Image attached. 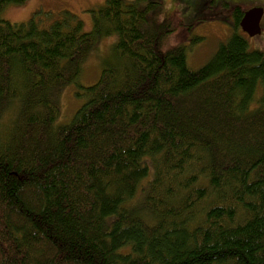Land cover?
Listing matches in <instances>:
<instances>
[{
	"label": "trees",
	"instance_id": "16d2710c",
	"mask_svg": "<svg viewBox=\"0 0 264 264\" xmlns=\"http://www.w3.org/2000/svg\"><path fill=\"white\" fill-rule=\"evenodd\" d=\"M248 8L195 69L184 43L165 47L186 25L160 0H105L89 31L69 11L0 18V264H264V48L238 31ZM69 84L82 102L57 122Z\"/></svg>",
	"mask_w": 264,
	"mask_h": 264
},
{
	"label": "rangeland",
	"instance_id": "374dc122",
	"mask_svg": "<svg viewBox=\"0 0 264 264\" xmlns=\"http://www.w3.org/2000/svg\"><path fill=\"white\" fill-rule=\"evenodd\" d=\"M167 12L177 8L186 26L179 28L165 41V47L177 43L186 45L187 65L198 68L206 63L219 43L226 40L233 28L232 7L235 5L247 7H262L263 15L260 20L261 32L248 36L240 28L249 47L264 48V0H160ZM105 0H22L20 3L9 2L0 12V18L10 22H26L35 14L40 24H47L59 17L60 12L69 11L82 22L83 30L89 31L92 27L91 9H97ZM201 38L196 43L189 41L191 36ZM117 35L103 36L97 39L82 63V72L79 82L83 85L94 83L101 72L104 58L111 52ZM73 84L64 87L60 92L61 115L57 122H68L75 110L80 106L82 99L74 96Z\"/></svg>",
	"mask_w": 264,
	"mask_h": 264
},
{
	"label": "water",
	"instance_id": "95a60500",
	"mask_svg": "<svg viewBox=\"0 0 264 264\" xmlns=\"http://www.w3.org/2000/svg\"><path fill=\"white\" fill-rule=\"evenodd\" d=\"M263 15L262 7H250L244 11L239 26L248 36H254L261 32L260 20Z\"/></svg>",
	"mask_w": 264,
	"mask_h": 264
}]
</instances>
